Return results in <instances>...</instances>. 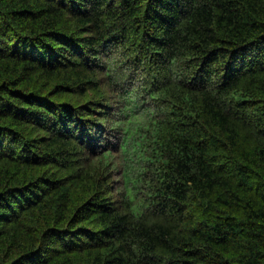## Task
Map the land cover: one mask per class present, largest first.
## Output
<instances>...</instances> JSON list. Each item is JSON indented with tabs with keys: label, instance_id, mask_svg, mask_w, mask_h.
Instances as JSON below:
<instances>
[{
	"label": "trees",
	"instance_id": "16d2710c",
	"mask_svg": "<svg viewBox=\"0 0 264 264\" xmlns=\"http://www.w3.org/2000/svg\"><path fill=\"white\" fill-rule=\"evenodd\" d=\"M0 18V264H264V0Z\"/></svg>",
	"mask_w": 264,
	"mask_h": 264
},
{
	"label": "bare ground",
	"instance_id": "6f19581e",
	"mask_svg": "<svg viewBox=\"0 0 264 264\" xmlns=\"http://www.w3.org/2000/svg\"><path fill=\"white\" fill-rule=\"evenodd\" d=\"M69 2V1H68ZM3 4V3H2ZM62 5V4H61ZM2 7V6H1ZM3 12V11H2ZM59 12V11H58ZM6 13V12H5ZM2 15V14H1ZM50 15V14H49ZM6 16H7V14H6ZM10 16V15H9ZM55 16H56V14H55ZM8 17V16H7ZM2 18H0V20H1ZM53 19V18H52ZM43 20V19H42ZM60 20V19H59ZM2 21H3V19H2ZM39 21V20H38ZM7 23H8V21H6ZM40 22V21H39ZM60 22H61V20H60ZM108 22V21H107ZM106 22V23H107ZM111 22H112V20H111ZM115 23V22H114ZM143 23V22H142ZM5 24V23H4ZM16 24V23H15ZM58 24V23H57ZM108 24H110V23H108ZM113 24V23H112ZM116 24H118V23H116ZM51 25V24H50ZM146 25V24H145ZM145 25H144V27H145ZM2 26V25H1ZM39 26V25H38ZM57 25H55V27H56ZM108 26V25H107ZM116 26V25H115ZM114 26V27H115ZM141 26V25H140ZM147 26V25H146ZM8 27V26H7ZM111 27H113V26H111ZM142 27V26H141ZM141 27H140V29H141ZM35 28V27H34ZM33 28V29H34ZM43 28V27H42ZM110 28V27H109ZM148 28V27H147ZM147 28H143L142 30H146ZM35 29H37V28H35ZM44 29V28H43ZM57 29V28H56ZM139 29V28H138ZM55 30V29H54ZM78 30V29H77ZM136 30V29H135ZM37 31H39V30H37ZM61 32V31H60ZM132 32H134V30L132 31ZM150 32V31H149ZM40 33V32H39ZM135 33H136V31H135ZM137 33H139V32H137ZM148 33V32H147ZM29 34V33H28ZM43 34V33H42ZM52 34V33H51ZM70 34H72V33H70ZM140 34V33H139ZM145 34V33H144ZM50 35V34H49ZM136 35H138V34H136ZM136 35H134V36H136ZM30 36V35H29ZM41 36V35H40ZM77 36V35H76ZM104 36H106V35H104ZM103 36V37H104ZM139 36V35H138ZM137 36V37H138ZM130 37H131V35H130ZM130 37H129V39H130ZM142 37V36H141ZM57 38H58V36H57ZM121 38V37H120ZM136 38V37H135ZM145 38V37H144ZM152 38V37H151ZM7 39V38H6ZM29 39V38H28ZM138 38H136V40H137ZM146 39V38H145ZM101 40V39H100ZM105 40V39H104ZM142 40V39H141ZM95 41V40H94ZM102 41V40H101ZM129 41H131V39L129 40ZM135 41V40H134ZM123 42V41H122ZM136 42V41H135ZM137 42H139V40H137ZM101 43V42H100ZM127 43H125V45H126ZM132 44V43H131ZM41 45V44H40ZM129 45V44H128ZM135 45H136V43H135ZM39 50V49H38ZM86 50H87V48H86ZM48 51V50H47ZM50 51V50H49ZM91 51V50H90ZM123 51H124V49H123ZM91 57V56H90ZM143 57V56H142ZM141 57V58H142ZM36 60V59H35ZM32 61V60H31ZM145 61V60H144ZM28 62V61H27ZM40 62V61H39ZM143 63V62H142ZM36 64H38V63H36ZM67 64V63H66ZM9 67V66H8ZM136 67V66H135ZM139 67V66H138ZM146 67V66H145ZM5 68V67H4ZM11 68V67H10ZM141 68V67H140ZM73 70V69H72ZM108 70V69H107ZM9 71V70H8ZM20 72V71H19ZM73 72V71H72ZM14 73V72H13ZM75 73V72H74ZM139 73V72H138ZM152 73V72H151ZM7 75V74H6ZM25 75V74H24ZM27 75V74H26ZM161 75V74H160ZM19 76V75H18ZM165 76V75H164ZM189 76V75H188ZM23 77V76H22ZM36 77V76H35ZM56 77V76H55ZM185 77V76H184ZM52 78H53V76H52ZM148 78V77H147ZM14 79H15V77H14ZM30 79V78H29ZM28 79V80H29ZM50 79V78H49ZM72 79V78H71ZM18 80V79H17ZM51 80V79H50ZM56 80V79H55ZM16 81V80H15ZM33 81H34V79H33ZM56 81H58V80H56ZM56 81L54 82V83H56ZM60 81V80H59ZM58 81V82H59ZM46 82V81H45ZM18 83V82H17ZM41 83H43L42 81H41ZM51 83V82H50ZM23 84V83H22ZM17 85V84H16ZM20 85V84H19ZM54 85V84H53ZM52 85V86H53ZM42 86V85H41ZM94 86V85H93ZM151 86V85H150ZM32 87H33V85H32ZM37 87V86H36ZM54 87H55V85H54ZM38 88V87H37ZM41 88V87H40ZM51 87H47V89H50ZM53 88V87H52ZM58 88V87H57ZM96 88V87H95ZM30 89H31V87H30ZM29 89V90H30ZM46 89V88H45ZM94 90V89H93ZM27 91V90H26ZM25 91V92H26ZM31 91H33V90H31ZM35 91V90H34ZM50 91H51V89H50ZM45 92V91H44ZM49 92V91H48ZM28 93H29V91H28ZM45 94V93H44ZM47 94V93H46ZM152 94V93H151ZM82 95V94H81ZM91 95V94H90ZM43 96V95H42ZM45 96V95H44ZM53 97V96H52ZM83 97H85V96H83ZM41 98V100H42V98L43 97H40ZM55 98V97H54ZM56 99V98H55ZM37 100V99H36ZM44 100H46V99H44ZM54 100V99H53ZM40 101V100H39ZM58 101V100H57ZM62 102V101H61ZM45 103H47V102H45ZM49 103V102H48ZM55 103V102H54ZM36 104H38V103H36ZM43 106V105H42ZM100 106V105H99ZM34 108V107H33ZM38 108V107H37ZM36 108V109H37ZM56 108V107H55ZM101 109V108H100ZM36 112V111H35ZM34 112V113H35ZM54 112V111H53ZM103 112V111H102ZM40 113V112H39ZM41 113H43V112H41ZM58 114V113H57ZM34 115V114H33ZM44 115H45V113H44ZM92 116V115H91ZM35 117H36V115H35ZM52 118V117H51ZM84 120V119H83ZM91 120H92V118H91ZM29 121V120H28ZM85 121V120H84ZM30 122V121H29ZM38 122V121H37ZM28 123V122H27ZM26 125V124H25ZM38 125V124H37ZM88 125V124H87ZM15 126V125H14ZM22 126V125H21ZM24 126V125H23ZM90 126V125H89ZM35 127V126H34ZM46 128V127H45ZM90 128H91V126H90ZM89 128V129H90ZM87 129V128H86ZM79 131V130H78ZM20 132V131H19ZM44 132V131H43ZM57 132H58V130H57ZM55 134V133H54ZM62 134V133H61ZM104 134H106L105 132H104ZM19 135V134H18ZM39 135V134H38ZM80 135V134H79ZM20 136V135H19ZM25 136V135H24ZM78 136V135H77ZM104 136V135H103ZM88 137V136H87ZM105 137V136H104ZM108 137V136H107ZM106 137V138H107ZM33 138V137H32ZM34 139V138H33ZM67 139V138H66ZM61 141V140H60ZM87 142V141H86ZM110 143V142H109ZM121 143V142H120ZM53 144V143H52ZM55 144H57V142L55 143ZM107 144V143H106ZM49 145V144H48ZM37 147V146H36ZM65 148V147H64ZM50 150V149H49ZM98 157V156H97ZM39 159V158H38ZM192 159V158H191ZM190 161V160H189ZM22 163V162H21ZM24 163V162H23ZM87 164H88V162H87ZM24 165V164H23ZM68 165V164H67ZM20 167V166H19ZM25 167V166H24ZM91 168V167H90ZM12 169H14V168H12ZM30 169V168H29ZM22 170V169H21ZM19 172V171H18ZM22 172V171H21ZM29 172V171H28ZM27 172V173H28ZM35 173H37V171H35ZM19 174V173H18ZM21 174H23V173H21ZM21 174H19V175H21ZM7 175H9V174H7ZM37 175H38V173H37ZM37 175H35V176H37ZM27 176H29V174L27 175ZM30 177V176H29ZM5 178V177H4ZM56 178V177H55ZM181 178V177H180ZM15 179V178H14ZM29 179V178H28ZM2 180V179H1ZM8 180V179H7ZM24 180V179H23ZM6 181V180H5ZM18 182V181H17ZM88 182V181H87ZM90 182V181H89ZM89 182H88V184H89ZM152 182V181H151ZM1 183V182H0ZM39 183V182H38ZM100 183V182H99ZM16 184V183H15ZM86 185V184H85ZM84 185V186H85ZM34 186V185H33ZM84 186H82V187H84ZM91 186V185H90ZM96 186V185H95ZM160 186V185H159ZM86 187H88V186H86ZM94 187V186H93ZM0 188H1V186H0ZM89 188H91V187H89ZM5 189H7V188H5ZM80 189H81V187H80ZM95 189V188H94ZM86 190V189H85ZM84 190V191H85ZM89 190V189H88ZM15 191V190H14ZM80 192H81V190H79ZM79 191H78V193H79ZM12 192V191H11ZM91 192V191H90ZM94 192H95V190H94ZM98 192V191H97ZM51 193V192H50ZM52 193H55V192H52ZM51 193V194H52ZM85 193H87V192H85ZM95 194V193H94ZM93 194V195H94ZM3 195V194H2ZM88 196V195H87ZM97 196V195H96ZM1 197V196H0ZM80 197V194H79V196H78V198ZM85 197V196H84ZM17 199V198H16ZM80 199H82V198H80ZM86 199V198H85ZM85 199H82V202H84V200ZM66 200V199H65ZM69 200V199H68ZM54 201V200H53ZM52 201V202H53ZM79 201V200H78ZM81 202V201H80ZM3 203V202H2ZM15 203H16V201H15ZM153 203V202H152ZM8 204V203H7ZM68 204V203H67ZM71 204V203H70ZM13 205V204H12ZM82 205V204H81ZM108 205V204H107ZM20 206V205H19ZM9 207V206H8ZM70 207H73V205L72 206H70ZM148 207V206H147ZM6 208V207H5ZM121 208V207H120ZM12 209V208H11ZM29 209H31V207L29 208ZM57 209V208H56ZM72 209V208H71ZM14 210V209H13ZM121 210V209H120ZM95 211V210H94ZM7 212V211H6ZM33 212H35V211H33ZM57 212V211H56ZM24 213H25V211H24ZM34 214V213H33ZM32 214V215H33ZM103 214V213H102ZM101 214V215H102ZM83 215V214H82ZM88 215V214H87ZM17 216V215H16ZM20 216V215H19ZM79 216H80V214H79ZM86 218V217H85ZM113 219V218H112ZM125 219V218H124ZM83 220V219H82ZM38 221V220H37ZM47 221V220H46ZM48 221H49V219H48ZM86 221H88V220H86ZM91 221V220H90ZM81 222H83V221H81ZM105 222H107V221H105ZM39 223V222H38ZM43 223V222H42ZM99 223V222H98ZM48 224V223H47ZM98 225H100V224H98ZM88 227V226H87ZM100 227V226H99ZM26 228V227H25ZM43 228V227H42ZM82 228V227H81ZM96 229V228H95ZM99 229V228H98ZM1 230V229H0ZM36 230V229H35ZM34 230V231H35ZM93 230V229H92ZM91 232V231H90ZM90 232H89V234H90ZM3 233V232H2ZM68 235V234H67ZM93 236V235H92ZM20 238H22V236L20 237ZM95 238V237H94ZM19 239V238H18ZM64 241V240H63ZM1 243V242H0ZM15 243H16V239H15ZM16 245H18V244H16ZM12 246V245H11ZM64 247V246H63ZM72 248V247H71ZM13 249V248H12ZM79 249V248H78ZM145 249V248H144ZM21 251V250H20ZM71 251V250H70ZM0 252H2V251H0ZM84 253H85V250H84ZM133 253V252H132ZM59 254V253H58ZM65 254V253H64ZM150 254V253H149ZM71 255H72V253H71ZM2 256H4V255H2ZM15 256H18L17 254L15 255ZM57 256V255H56ZM78 256V255H77ZM90 256H92V255H90ZM83 258V257H82ZM81 258V259H82ZM221 258V257H220ZM10 259V258H9ZM15 259V258H14ZM57 259V258H56ZM60 259V258H59ZM59 259H58V261H59ZM73 259H74V257H73ZM11 260V259H10ZM66 260V259H65ZM224 260H226V259H224ZM15 261V260H14ZM81 261V260H80ZM82 262V261H81ZM219 262V261H218ZM225 262V261H224ZM4 263V262H3ZM8 263V262H7ZM10 263V262H9ZM24 264V263H23ZM74 264V263H73Z\"/></svg>",
	"mask_w": 264,
	"mask_h": 264
}]
</instances>
